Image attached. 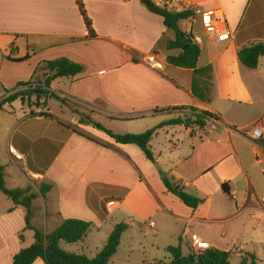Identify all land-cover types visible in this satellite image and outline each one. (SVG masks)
Instances as JSON below:
<instances>
[{
    "label": "crops",
    "instance_id": "1",
    "mask_svg": "<svg viewBox=\"0 0 264 264\" xmlns=\"http://www.w3.org/2000/svg\"><path fill=\"white\" fill-rule=\"evenodd\" d=\"M141 1L0 0V69L23 59L33 60L36 69L57 59L79 64L81 74L58 78L44 88L106 120L143 123L144 130L129 132L133 134L182 118L190 109L217 119L204 127L160 126L149 142L154 162L138 147L116 144L91 126L78 129L109 147L56 126L49 140L43 138L45 144L31 162L29 148L42 138L29 142L23 134L12 135L10 158L0 151V167L8 175V167L15 166L29 181L52 186L45 199H37L35 213H45L46 225L51 220L56 228L66 219L91 223L83 241L70 245L79 253L96 245L93 231L106 227L101 240L104 246L113 227L126 223L129 229L121 242L127 240L129 247L132 230H136L137 241L141 235L148 236L144 243L151 249L166 252L167 247L180 246L183 255L216 249L237 256L241 264L243 260L251 263L247 254L255 257V264H264V148L260 144L264 141V57L255 69L244 67L237 58L241 48L264 42V0H172L175 7L220 11L230 31L229 40L218 42L201 17L178 23L192 41H201L197 68L211 67L213 88L208 103L191 92L192 70L166 62L167 56L180 54V50L167 49L175 33ZM79 3L91 22L93 36ZM42 76L34 75V80L42 81ZM36 87L40 86L31 85ZM23 89L27 87L14 93ZM42 108L30 104L28 113L49 114ZM254 129L260 131L258 139L252 138ZM53 144L57 152L50 164L39 165L40 155ZM25 158V167L19 168L17 162ZM163 175L179 181L185 192L202 203L196 209L185 206L167 192ZM21 209L14 206L11 210ZM45 227L41 224L39 229L49 233ZM102 246L94 247L92 258ZM19 247L6 264H11Z\"/></svg>",
    "mask_w": 264,
    "mask_h": 264
},
{
    "label": "trees",
    "instance_id": "2",
    "mask_svg": "<svg viewBox=\"0 0 264 264\" xmlns=\"http://www.w3.org/2000/svg\"><path fill=\"white\" fill-rule=\"evenodd\" d=\"M79 10L84 19L86 28L93 36L91 29V22L87 18L83 5L79 3ZM153 14L159 16L163 20V24L166 28L172 30L175 33V41L168 43V50H180V54L177 56H167L166 62L169 65L190 69L193 72L192 78V94L202 102L211 101V92L213 85L211 83V67L207 66L204 68H197V61L200 55L199 47L192 41L190 35L182 33L178 28V23L183 20H187L192 17L191 11L184 12H173L166 9L159 8L151 3V8H149ZM264 57V42H257L250 44L246 47L241 48L237 52V58L241 65L248 69H255L258 66L259 59ZM83 67L79 64L73 63L67 59H57L54 61H49L43 63L34 75H38L41 78L43 74V80L36 78L32 82L26 85H19L27 87L26 92L14 93L6 97L0 102V111L5 104H9L15 101L17 98L23 102L24 97L28 98L35 97L36 102H40L43 108H46V100L49 97L56 98L61 103H66L65 99L58 97L57 95L50 93L48 89L44 86L48 82H52L58 78L65 77H76L81 74ZM36 84L34 89L31 85ZM42 85V87H41ZM175 110V109H174ZM181 111L183 109H180ZM165 112L163 110H155L154 113ZM50 117L47 113H30L29 117ZM216 116L211 115L206 112H197L195 109H190L182 118H177L170 120L158 127L147 130L142 134H115L109 130H106L101 124L92 120L91 117L81 116L78 120V125L80 126H92L94 129L104 132L108 137H110L116 144L120 145H134L138 147L146 159L150 162H154L152 152L149 149V142L156 130L160 126H170V125H184L189 127L190 125H196L198 127H204L208 122L216 120ZM74 133L86 138L89 141L95 142L100 146L109 147L108 145L95 140L93 137L85 135L81 132ZM261 146L264 148V141L260 142ZM57 152V150H56ZM55 152V154H56ZM55 154L46 163L50 164L51 160ZM45 165V166H47ZM41 173L44 170H40ZM5 171L3 167H0V193L4 195L8 200L12 202L14 206L21 207L24 212V229L33 231L34 233V243L25 249L19 250L13 257L11 264H33L35 261L40 260L43 264H108L110 259L116 253L118 247L120 246L122 234L129 229V225L126 223H120L113 227L110 235L108 236L103 248L96 254L92 259L87 258L82 254H69L64 252L60 245L61 243L71 245L76 244L85 238L92 228L91 223L77 220V219H66L62 220L59 225L49 233H45L42 229L36 228L32 225L33 219V202L36 199H45L47 194L51 191L52 186L45 183H38L36 189L34 190L32 186H27L26 188L20 189L16 188L13 190L6 188L5 183ZM163 185L168 193L174 195L181 203L185 206L196 209L202 200L188 194L185 192L183 186L179 181L173 178H169L163 175L162 178ZM10 210L9 212H12ZM22 238V235L19 236ZM166 252L169 255V262L167 264H229L232 257L230 252L220 251L216 249H206V250H196L188 255H183L180 246L178 247H167ZM250 258L252 261L250 264H255V257L251 254L246 255V259ZM147 264V263H143ZM242 264H246L243 260Z\"/></svg>",
    "mask_w": 264,
    "mask_h": 264
},
{
    "label": "rangeland",
    "instance_id": "3",
    "mask_svg": "<svg viewBox=\"0 0 264 264\" xmlns=\"http://www.w3.org/2000/svg\"><path fill=\"white\" fill-rule=\"evenodd\" d=\"M19 46H23L22 42L19 43ZM23 51L24 49L21 52ZM4 60L7 59L4 58ZM36 68L37 65H35L33 60L25 61V59H23L19 64H10L0 69V102L6 98V94L11 95L14 93V90L20 88L22 89L23 86L20 87L19 85H26L32 82L34 80V74L38 70ZM26 91L28 90L23 89L21 92ZM24 99L25 100L22 102L20 98H17L15 101L5 104L0 111V151L7 160L10 158L8 155V147L9 143L11 144L12 135L18 136L23 134L27 137L29 142L42 138L43 141H37L35 144H33L31 149L29 148L30 153L28 155V161L31 162L34 160V155L38 154L37 151L40 149V147L45 144V140L43 138H47V140H49L54 127L60 126L65 130L72 129L76 132H81L78 129L80 128V125L77 126L80 115L91 117L95 122L100 123L103 127L108 128L109 131L114 132L115 134H133L129 132L144 130L142 129L144 124L141 122L128 124L129 122H124L127 120L111 119V121H109L106 120L105 117L99 116L98 114L85 109L83 106L68 102L67 100L66 103L63 104L53 97H49L46 100V110L45 108H42L49 113L52 120L47 119V122H37L33 118L29 117L28 107L30 104H35L36 107H41L42 102H36L35 98L31 97L29 102L27 97H24ZM56 148L57 147L54 144L50 147L48 146V152L44 153L43 155L41 154L44 158H42L40 155L42 160L38 164L45 166L50 158H52V156L55 154L57 150ZM17 164L19 168L25 167L24 165L26 164V158L23 161H18ZM7 170L9 172V174L5 176L7 189H21L29 185L32 186L34 190L36 189L38 182L31 180L29 181L23 174L19 173V170L15 166L11 168L10 165V168L8 167ZM38 203L40 202H38L37 199L33 202L34 220L32 219L31 222H33V226L36 228H39L41 224H43V228L47 226L45 229L47 232H50L55 228V225L51 220H48L50 222H48L46 225L47 221L45 220V213H41L40 215L39 213H35L37 211ZM12 208H14L12 202L0 193V260L3 264H6V262L10 263V254L14 252L16 248L20 246L19 248L25 249L34 243L33 231L26 230L25 232H22L24 229V210H15V212L13 211L9 213ZM36 223L38 225H36ZM104 229L102 232L93 231L96 245H92L89 251L87 250L84 251V253H79L76 251L74 246L64 243H61L60 247L66 253L82 254L91 259L94 255H91L90 252H95L94 247L102 246L101 240L104 238ZM132 232L131 247H129L127 240L123 239L120 247L111 258L109 264H142L144 262L153 264V262H155L154 260L164 263L169 262V255L163 251V249H160L159 251L156 250V247L155 249H151L150 245H147L148 247L146 246L144 241H146V239L149 241L148 236L143 237V235H141L140 241H137V237L139 236L138 233L136 230H132ZM20 235L23 236L21 239L19 238ZM142 244L144 245L143 247ZM100 248L102 249L103 246ZM229 264H241V260L237 256L232 257Z\"/></svg>",
    "mask_w": 264,
    "mask_h": 264
},
{
    "label": "built area",
    "instance_id": "4",
    "mask_svg": "<svg viewBox=\"0 0 264 264\" xmlns=\"http://www.w3.org/2000/svg\"><path fill=\"white\" fill-rule=\"evenodd\" d=\"M154 5L159 8L173 12L191 11L192 17L198 16L202 18V20L205 23L206 30L215 37L216 41L224 42L229 40L230 38V31L227 27L226 20L220 11H204L198 7L193 9H188L183 5L175 7L174 2L172 0H157V3ZM193 42L196 45L201 44V41L198 38L195 39ZM152 63L156 65L155 62ZM259 137H260L259 129H254L252 131V138L258 139ZM195 243L197 244V242Z\"/></svg>",
    "mask_w": 264,
    "mask_h": 264
},
{
    "label": "water",
    "instance_id": "5",
    "mask_svg": "<svg viewBox=\"0 0 264 264\" xmlns=\"http://www.w3.org/2000/svg\"><path fill=\"white\" fill-rule=\"evenodd\" d=\"M141 3H142L145 7H147V8H151V3H150L149 1H147V0H142ZM49 85H50V82L47 83V87H49Z\"/></svg>",
    "mask_w": 264,
    "mask_h": 264
}]
</instances>
